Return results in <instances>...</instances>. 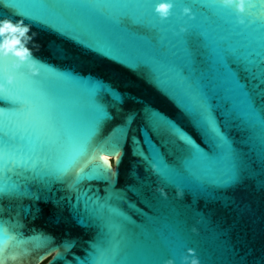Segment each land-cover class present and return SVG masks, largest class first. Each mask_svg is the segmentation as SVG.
Listing matches in <instances>:
<instances>
[{"label":"water","instance_id":"95a60500","mask_svg":"<svg viewBox=\"0 0 264 264\" xmlns=\"http://www.w3.org/2000/svg\"><path fill=\"white\" fill-rule=\"evenodd\" d=\"M160 2L0 0V19L35 34L22 43L38 71L13 74L0 102V168L6 153L30 163L0 179V223L15 238L3 264H183L188 249L200 264H264V0L244 25L217 0H174L161 20ZM98 117L108 150L76 171L104 167L59 175Z\"/></svg>","mask_w":264,"mask_h":264},{"label":"snow or ice","instance_id":"6c2138e0","mask_svg":"<svg viewBox=\"0 0 264 264\" xmlns=\"http://www.w3.org/2000/svg\"><path fill=\"white\" fill-rule=\"evenodd\" d=\"M252 5H254L253 0H251V5L249 6L247 13L252 12L253 8L255 7ZM217 6L222 9H230L223 7L220 3V0H217ZM13 62L14 57L10 55L4 56L3 54H0V75L3 76V79H0V85H3L5 89L3 91H0V102H3L4 100L5 91L11 92L10 90L12 89V86L14 84L15 75L22 74L34 80L38 78H33L29 75L27 64L23 65L19 69H13ZM9 75L13 77L11 83L8 82ZM185 111L192 117L194 128H196L201 134L205 135L207 133H211L213 135L221 137L223 136L222 132L217 127V125L214 126L212 124L211 119L207 114H201L197 116L196 119H194L193 115L189 111ZM101 122L102 121L100 117L93 120L94 130L91 132V134L87 138V141L83 145L77 146L73 149L72 152L68 153V155L66 156V164L64 167L59 169V175H63L65 178L71 177L72 179L79 181L81 180V177H83V175L88 172L94 165L103 166L98 162L90 163L86 168L80 169L79 172L76 171V169L80 168L81 162L88 159L94 150L101 153L108 150V146H105L103 143L97 141ZM153 122L155 127L165 129L170 135L182 141L187 148L191 149L194 146L197 147L193 137L190 134L178 127L174 122L169 120L164 115L160 113H154ZM4 147V141L0 140V148ZM115 153L116 152H111L110 155H115ZM107 158V156L104 157V159ZM28 166H30V163L27 159L17 158L15 154H13L12 156H8L6 153L4 166L3 168H0V179L5 180V176L6 174H10V170H22ZM3 195H7L5 188L0 189V196ZM14 239L15 238L12 236L9 229L6 228L2 223H0V257L3 256L5 251L12 247ZM0 264H3L2 259H0Z\"/></svg>","mask_w":264,"mask_h":264},{"label":"clouds","instance_id":"9594fccd","mask_svg":"<svg viewBox=\"0 0 264 264\" xmlns=\"http://www.w3.org/2000/svg\"><path fill=\"white\" fill-rule=\"evenodd\" d=\"M220 3L225 8L234 9L236 13L237 22L240 25L246 23L245 16L248 12V8L251 5V0H220ZM255 6V5H252ZM174 8V0H164L155 6V13L161 20H166L170 17L172 9ZM183 15L189 18H194L190 7L185 6L182 9ZM30 26L24 23V19L13 21L9 18L0 19V54L9 56L11 54L14 57L12 64L13 69H19L23 65L27 64L28 72L35 76L38 74L37 70H34L33 66L28 64V56L30 55V49L24 46L22 39L25 41L32 40L35 36L28 37ZM181 31H186L185 28H181ZM38 50V48H37ZM18 58V59H15ZM13 77L8 76V82L11 83ZM4 86L0 85V91H3ZM120 153H117L119 156ZM183 264H200L198 257L195 254L194 249H188V254L182 257ZM164 264H176V261L172 258L164 261Z\"/></svg>","mask_w":264,"mask_h":264},{"label":"rangeland","instance_id":"374dc122","mask_svg":"<svg viewBox=\"0 0 264 264\" xmlns=\"http://www.w3.org/2000/svg\"><path fill=\"white\" fill-rule=\"evenodd\" d=\"M44 264V263H43Z\"/></svg>","mask_w":264,"mask_h":264}]
</instances>
